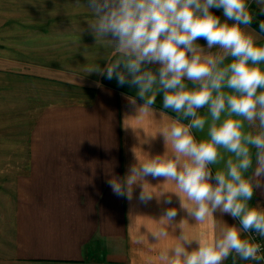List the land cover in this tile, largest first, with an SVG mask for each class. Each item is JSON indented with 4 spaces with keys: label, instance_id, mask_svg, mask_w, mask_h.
<instances>
[{
    "label": "clouds",
    "instance_id": "9594fccd",
    "mask_svg": "<svg viewBox=\"0 0 264 264\" xmlns=\"http://www.w3.org/2000/svg\"><path fill=\"white\" fill-rule=\"evenodd\" d=\"M256 3L264 12V0ZM87 7L94 17L90 30L117 53L106 68L94 64L87 73L137 88L144 101L140 114L153 113L162 92L163 107L188 121L174 119L162 132L170 152L143 161L137 157L123 180H110L113 193L131 200L139 184L138 199L147 203L153 192L145 178L163 177L175 185L171 192L197 223L217 211L239 220L240 227L224 225L211 239L183 232L179 243L161 254L165 264H224L233 253L244 261H264L258 254L261 245L244 236L254 231L264 237V209L248 204L264 176V46H256V37L247 31L253 23L247 0H88ZM213 8L223 10V22ZM259 30L264 32V21ZM151 64L159 65L156 71L147 67ZM130 105L137 107L134 98ZM205 107L211 116L208 139L197 141L193 130H204L207 121L199 110ZM245 122L258 131L245 134ZM220 149L232 155L225 160ZM221 162L224 170L213 176L210 166ZM176 215V209H166L163 219L168 225ZM153 234L159 239L168 232ZM193 241L198 247L189 251Z\"/></svg>",
    "mask_w": 264,
    "mask_h": 264
},
{
    "label": "crops",
    "instance_id": "0c3cea01",
    "mask_svg": "<svg viewBox=\"0 0 264 264\" xmlns=\"http://www.w3.org/2000/svg\"><path fill=\"white\" fill-rule=\"evenodd\" d=\"M247 4L261 10L256 0H247ZM211 11L222 22L226 19L222 9ZM247 31L256 37V46H264V34L254 25ZM197 43L208 51L205 40ZM104 46L108 44H99ZM109 47L96 51L95 64L102 69L117 55L115 46ZM85 59L79 61L82 65L78 71L56 66L49 76H24L21 87H16L23 96L33 99L35 114L29 124L25 154L15 158L20 168H7L11 159L6 157L1 169L5 175L15 176L9 248L5 242L8 235L0 233V251L5 256L2 264H165L161 254L179 243L177 238L183 232L190 238L211 239L224 225L240 227L238 219L220 211L197 223L181 207L180 197L171 192L176 190L175 185L163 177L145 178L144 183L150 185L147 190L153 192L147 203L138 199L142 191L139 184L134 186L131 200L113 193L109 181L123 180L138 158L143 161L146 156H163L171 151L162 132L181 117L163 107L162 92L156 95L153 113L140 114L138 107L144 101L138 89L120 87L115 79L87 73ZM147 67L156 71L159 65ZM261 67L264 69V64ZM133 98L136 108L130 105ZM199 111L207 122L203 131L193 132L197 141L207 140L211 116L207 107ZM242 131L256 133L258 129L245 122ZM255 151L253 148V167ZM220 152L225 160L232 155L223 149ZM210 167L213 176L217 170H224L223 162ZM259 180L261 186L248 204L264 209V176ZM168 198L172 202L164 203ZM170 208L176 209L177 215L167 225L163 215ZM162 229L168 235L158 239L153 233ZM196 247L193 241L189 251ZM224 264L261 263L241 260L233 253Z\"/></svg>",
    "mask_w": 264,
    "mask_h": 264
},
{
    "label": "rangeland",
    "instance_id": "374dc122",
    "mask_svg": "<svg viewBox=\"0 0 264 264\" xmlns=\"http://www.w3.org/2000/svg\"><path fill=\"white\" fill-rule=\"evenodd\" d=\"M87 6L88 0H0V233L8 235V248L15 176L1 173V169L6 157L11 159L7 168H20L15 158L25 154L35 114L33 99L16 87H21L24 76L51 75L56 66L78 71L79 61L85 58L89 68L96 62V51L110 49L112 44L97 39L90 30L88 24L94 17ZM257 9L248 5L253 19ZM100 43L108 46L99 47ZM4 258L0 251V264Z\"/></svg>",
    "mask_w": 264,
    "mask_h": 264
},
{
    "label": "built area",
    "instance_id": "2783aa9c",
    "mask_svg": "<svg viewBox=\"0 0 264 264\" xmlns=\"http://www.w3.org/2000/svg\"><path fill=\"white\" fill-rule=\"evenodd\" d=\"M249 238L253 239V242L259 243L261 245V250L258 253L259 255H264V239L256 234L254 231L251 234H247ZM261 264H264V261H259Z\"/></svg>",
    "mask_w": 264,
    "mask_h": 264
},
{
    "label": "trees",
    "instance_id": "16d2710c",
    "mask_svg": "<svg viewBox=\"0 0 264 264\" xmlns=\"http://www.w3.org/2000/svg\"><path fill=\"white\" fill-rule=\"evenodd\" d=\"M260 21H264V12H262L261 10L257 9L256 11V16H255V19H253V23L252 25H254V27L259 30V24H260ZM260 31V30H259ZM261 32V31H260ZM264 34V32H261Z\"/></svg>",
    "mask_w": 264,
    "mask_h": 264
}]
</instances>
